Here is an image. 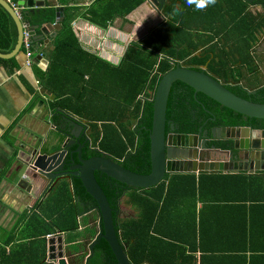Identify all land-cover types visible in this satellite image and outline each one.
Wrapping results in <instances>:
<instances>
[{"label":"trees","instance_id":"obj_1","mask_svg":"<svg viewBox=\"0 0 264 264\" xmlns=\"http://www.w3.org/2000/svg\"><path fill=\"white\" fill-rule=\"evenodd\" d=\"M172 1L162 11L167 19L145 39L130 43L117 68L83 50L69 20L63 21L61 31L49 47L43 49V41L38 36L42 27L52 21V9L21 14L26 28H35L36 35L31 39L32 49L42 51L48 61L45 70H39L38 77L47 92L55 97L52 111H64L86 121L96 133L94 144L100 151L124 168L143 175L150 173L151 101L161 76L174 68L170 60L177 59L182 67L203 71L223 82L241 98L264 104V86L248 87L243 82L242 72L236 71V68L226 69L232 64L247 69L256 63L251 51L264 30V16H253L244 0H225L224 8L216 5L202 11L188 7L186 0ZM142 2L144 0H100L99 5L103 6L101 11L92 12L89 21L104 27L106 21L128 15ZM174 5H180L183 9L180 15H172ZM192 17L199 20H188ZM193 27L197 34L192 33ZM215 39H219L222 46L211 43ZM17 40L16 24L0 6V53L12 52ZM198 47L205 51L190 57ZM20 53L25 55V48L22 47ZM0 63L10 71L18 67L16 57L0 59ZM252 89H257L256 94L248 92ZM209 117H213L214 121L210 122ZM166 118L180 134H195L203 121H207L204 126L207 134L211 128L219 126L264 129V120L246 118L201 94L194 95L191 88L180 82H175L171 87ZM214 145L221 149L231 148L224 141H216ZM221 176L249 179L243 173ZM201 177L199 175L196 179L193 174H175L156 187L142 190L95 173V179L114 211L112 217L117 237L125 247L131 264H197L193 255L198 250L202 252L198 264H233V259L221 257L212 260L203 254L206 253L201 249L204 244L201 239L198 240L197 234V231L201 233L203 225L196 221L194 211L188 215L189 212L185 210V199L189 194L199 192ZM72 183L75 198L95 208V203L80 181L74 179ZM253 184L264 187V180ZM122 206L135 210L138 217L121 220ZM51 209L55 213L59 209L58 204H53ZM61 222L66 224V221ZM55 228L61 230L58 225ZM184 229L189 230L185 232L187 237L181 235ZM76 230L77 226L64 229L65 232ZM53 232L52 228L42 236ZM42 252L45 256L44 249ZM93 253L94 259L90 264H118L103 240L98 242ZM259 259L264 260V257ZM237 261L239 264H259L251 259L238 258Z\"/></svg>","mask_w":264,"mask_h":264},{"label":"crops","instance_id":"obj_2","mask_svg":"<svg viewBox=\"0 0 264 264\" xmlns=\"http://www.w3.org/2000/svg\"><path fill=\"white\" fill-rule=\"evenodd\" d=\"M99 1L52 0L47 3V7L53 11L54 7L62 6L63 21L69 20L80 47L116 68L127 46L145 39L155 27L162 24L165 21L163 8L168 2H174L169 0L165 3V0L161 6L159 2L155 5L144 0L128 15L117 16L101 27L89 21L92 12L101 11L103 6L99 5ZM12 2L18 4L19 0ZM224 2L217 0L214 6L222 5L224 8ZM146 20L154 21V27L145 29ZM188 20L199 19L192 17ZM50 23H53V18ZM62 23L58 32L53 30L43 35L41 30L38 39L43 41V49L46 50L61 31ZM192 33H196L194 29ZM220 42L217 39L216 43ZM261 44L260 51L264 52V42ZM16 61L18 67L12 71L0 63V264H40L42 261L50 264L48 242L57 238L62 239L63 247L66 248L64 257L67 264H90L94 253H89V247L99 233L100 218L95 208L75 198L72 183L75 178L72 181L62 180L47 191L46 183L39 178L33 179L29 168L19 177L23 161L29 159L27 152L39 144V139L59 137L61 142L67 139L73 141L71 137H61L59 132L64 125L69 129L73 127L59 113L64 111H52L55 97L47 92L38 77L39 70L44 71L48 64L46 56L41 60L35 57L31 67L26 65L27 58L23 53L16 57ZM64 114L79 120L86 127L93 147L100 151L94 144L96 133L86 121ZM76 131L77 128L73 133ZM73 142L71 146L75 145ZM55 149L59 148L56 146ZM240 173L249 176V179H227L221 176ZM178 174H193L196 179L202 175L199 192L189 194L185 199V210L189 212L188 215L194 211L196 221L203 225L201 233L197 231L198 240L201 239L204 244L201 249L206 251L203 254L212 260L221 257L233 259V264H239L238 258L264 264V260L259 259L264 257V187L253 184L264 180V171L255 174ZM260 175L262 177H258ZM53 204H58L59 208L55 213L51 209ZM120 214V219L124 221L138 217L137 212L130 207L122 206ZM61 221H66V224ZM57 225L61 230L55 228ZM71 226H77V230L64 231ZM52 228L53 234L42 236ZM185 232L189 230L184 229L181 235L187 237ZM201 254L198 250L193 255L197 264Z\"/></svg>","mask_w":264,"mask_h":264},{"label":"water","instance_id":"obj_3","mask_svg":"<svg viewBox=\"0 0 264 264\" xmlns=\"http://www.w3.org/2000/svg\"><path fill=\"white\" fill-rule=\"evenodd\" d=\"M52 0H19V13L6 0H0V6L13 18L18 32V40L14 50L7 54L0 53V59L7 60L17 57L22 49L24 31L21 14L29 12L33 14L37 10L49 8L47 3ZM54 1V0H53ZM157 4L162 0H148ZM165 1V0H164ZM248 4L257 3L259 0H244ZM160 6V7H161ZM63 7L53 8V23H47L42 27L43 35L48 31L58 32L63 22ZM37 28V27H36ZM32 36L36 35L35 28L29 30ZM55 36V35H54ZM45 54L43 53L44 58ZM40 56L38 60L42 59ZM174 68L167 71L159 79L152 104V123L149 132V159L150 173L147 175L132 172L108 154L97 150L98 155L84 159V144H80L78 137L85 131V126L77 119L63 115L73 129L62 126L59 130L60 136L72 138L77 148L68 151L65 142L60 138L49 137L39 139L36 146L29 152V159L23 161L24 166L19 177H22L28 168L33 173V179H41L46 183L47 191L62 180H79L86 194L95 203V211L100 218L99 233L95 241L89 247V253L93 255V249L103 240L114 255L118 264H131L125 247L120 243L114 223V211L111 210L105 195L95 179V173L102 174L114 179L130 188L148 190L156 187L173 174L204 172H246L255 174L264 171V129H254L251 126L241 127H213L209 134L205 135L210 139H219L228 142L231 148L221 149L213 145L209 146L207 140H198L197 135L177 133V128L166 118L167 102L172 85L180 82L194 92V95L201 94L209 100L221 106L243 115L249 119L264 120V104L255 103L239 97L231 92L223 82L205 74L203 71H196L180 66L176 60H170ZM250 94L252 90H248ZM214 121L213 117H210ZM168 131L166 132V127ZM77 128L76 133H73ZM199 128V132H200ZM234 134L232 135V133ZM219 133V135H216ZM237 137V138H236ZM244 140V143L242 142ZM44 141V142H43ZM43 143L46 145L44 146ZM72 143V144H73ZM44 146V147H43ZM56 146L59 149H55ZM18 184V183H17ZM57 244V247L55 245ZM50 264H67L64 257L65 249L62 239H52L48 242ZM49 263V262H48Z\"/></svg>","mask_w":264,"mask_h":264},{"label":"flooded vegetation","instance_id":"obj_4","mask_svg":"<svg viewBox=\"0 0 264 264\" xmlns=\"http://www.w3.org/2000/svg\"><path fill=\"white\" fill-rule=\"evenodd\" d=\"M164 0H162V2H163ZM169 0H166L165 1V3L166 2H168ZM245 2V1H244ZM159 4L161 5V2H159ZM245 4H247L248 5V10L249 11H251L252 12V14L255 16V17H258L259 15H258V12L259 13H261V15L262 16H264V0H259L257 3H254V4H248V3H246L245 2ZM260 15V16H261ZM194 29V27L191 29V31ZM198 32H196V34H197ZM205 38L207 37L206 35L204 36ZM217 41L216 40H214V41H212L211 43H216ZM261 42H262V44H263V42H264V30L262 31V33L260 34V36L258 37V39H257V41L255 42V45L253 46V48H252V55H253V53L255 54V52H257V54L259 53L258 52V50H260L261 49V47H260V44H261ZM261 44V45H262ZM220 46H222L221 45V43L219 44ZM203 51H205V50H203L201 47H198L195 51H192L191 52V55H190V57H193V56H198V55H200ZM230 51V50H229ZM255 51V52H254ZM262 55H263V57H262V61L261 62H259V61H255L256 62V64L258 65V67H256V69H257V72H259V75H260V78H261V84L259 85L260 87H262V86H264V52L262 51ZM261 55V56H262ZM182 63V62H181ZM260 63V64H259ZM180 66H182V64L180 65ZM237 67H239L238 65H232V66H229V67H226V69H228V70H230L231 68H237ZM261 73V74H260ZM256 90L257 89H252V92H255V93H253V94H256ZM208 120L210 121V122H213V121H211L210 120V117L208 118ZM206 122L207 121H203V122H201L200 123V125H199V128H200V132H199V128H198V131L195 133V134H193V135H197L198 136V140L199 141H202L203 139H205V140H207V144L209 145V146H211V145H213L214 147H215V145H214V143L216 142V141H211V139H210V141H208V137H206L205 135L207 134V132L204 130V126L206 125ZM84 128H86V127H84ZM76 133V132H75ZM64 140V139H63ZM78 141H80V144H84V149H83V155H82V157L84 158V159H89V158H91V157H94V156H97L98 155V152L96 151V149L93 147V144H92V139H91V136L89 137V135H88V132H86V129H85V131L84 132H82V134H80L79 135V137H78V139H77ZM77 140H74L73 139V141H77ZM71 139H67V140H64V142H65V147L67 148L66 150H68V151H72V150H74V149H76L77 148V146H76V144L75 143H73V144H75V145H73V146H71V142H73ZM63 142V141H62ZM217 148V147H216ZM97 154V155H96Z\"/></svg>","mask_w":264,"mask_h":264},{"label":"rangeland","instance_id":"obj_5","mask_svg":"<svg viewBox=\"0 0 264 264\" xmlns=\"http://www.w3.org/2000/svg\"><path fill=\"white\" fill-rule=\"evenodd\" d=\"M258 15L260 16L261 13L258 12ZM154 25H155L154 24V21H152V20H146V22H145V29H147L148 26L150 28L151 27H154ZM258 52H260L261 54H258L257 55V52H255V54L253 53V58H252L253 59V62H254V60L262 61V57H263L262 51L258 50ZM260 58H261V60H260ZM254 67L256 68V67H258V65L256 63L255 64L253 63L250 68H247V69L243 68V69H241L240 67H238V68L235 69L238 72H242L243 82L248 87H255V86H258V85L261 84V81H260L261 78H260L259 72H257V69H254Z\"/></svg>","mask_w":264,"mask_h":264},{"label":"built area","instance_id":"obj_6","mask_svg":"<svg viewBox=\"0 0 264 264\" xmlns=\"http://www.w3.org/2000/svg\"><path fill=\"white\" fill-rule=\"evenodd\" d=\"M7 2H9L11 4V6L19 13V7L16 3L12 2V0H6ZM31 39H32V34L30 33V31L26 28L24 31V40H23V48H25V56L27 58V62L26 65L28 67L32 66L33 63V59L35 57L40 56L41 58L43 57V52L42 51H36L32 49L31 46ZM43 59V58H42ZM38 85H40V82H37Z\"/></svg>","mask_w":264,"mask_h":264},{"label":"clouds","instance_id":"obj_7","mask_svg":"<svg viewBox=\"0 0 264 264\" xmlns=\"http://www.w3.org/2000/svg\"><path fill=\"white\" fill-rule=\"evenodd\" d=\"M217 3V0H186L188 7H194L197 11H202L207 9L209 6H214ZM183 9L180 5H174L172 10V15L177 16L182 13ZM165 19H167L165 17ZM162 55V53L160 54Z\"/></svg>","mask_w":264,"mask_h":264},{"label":"bare ground","instance_id":"obj_8","mask_svg":"<svg viewBox=\"0 0 264 264\" xmlns=\"http://www.w3.org/2000/svg\"><path fill=\"white\" fill-rule=\"evenodd\" d=\"M119 51H120V48H119Z\"/></svg>","mask_w":264,"mask_h":264}]
</instances>
